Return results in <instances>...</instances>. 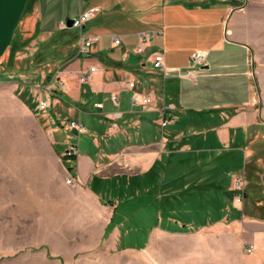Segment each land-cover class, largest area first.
<instances>
[{"label": "crops", "instance_id": "1", "mask_svg": "<svg viewBox=\"0 0 264 264\" xmlns=\"http://www.w3.org/2000/svg\"><path fill=\"white\" fill-rule=\"evenodd\" d=\"M92 6L100 9L82 34L95 41L81 53L80 31L62 29L59 22ZM33 39V55L50 67L51 93L46 90L43 98L49 102L51 131L64 130L66 118L98 116L96 124L86 127L91 144L79 147L77 156H63L68 144L59 151L51 148L63 167L51 190L61 198H75L87 221L99 210L101 196L90 188L94 176L140 175L162 159L167 169L162 173L165 194L174 188L168 170L176 159L191 151H204L209 157L222 152L246 156L252 134L264 129V0H0V63H12ZM196 50L207 52L205 64L191 63ZM156 53L163 54L166 69L154 67ZM91 66L96 70L82 82V72ZM134 92L150 95L151 102L133 104ZM162 118L169 120L166 126ZM66 162L75 163V175ZM203 163L192 164L189 181L212 180V164L201 170ZM245 164L246 160L229 172V189L233 190V175ZM203 170L210 173L204 175ZM158 215L149 242L162 230L185 232L180 221ZM242 217L225 218L232 231L242 227V238L263 258L264 218L244 213Z\"/></svg>", "mask_w": 264, "mask_h": 264}, {"label": "rangeland", "instance_id": "2", "mask_svg": "<svg viewBox=\"0 0 264 264\" xmlns=\"http://www.w3.org/2000/svg\"><path fill=\"white\" fill-rule=\"evenodd\" d=\"M36 42L31 40L12 63H0V264H264L260 250L242 238V227L232 231L227 215L215 223L197 224L205 217L199 203L197 216L186 225L192 226L190 229L182 226V234L174 233L180 230H162L149 242L151 227L132 237L124 235L125 223L121 221L106 233L118 202L111 204L106 198L119 197L118 189L96 185L94 191L101 196L99 210L90 221L75 198H61L52 191L51 182L63 167L52 157L51 148L59 151L73 142L79 147L90 145L92 135L88 130L76 140L71 131H51L49 107H39L45 91L51 93L47 79L50 67L39 64L42 57L33 55ZM81 116L75 120L85 127L97 123V115ZM248 146L246 156L240 152V160L246 164L236 173L245 172V191L263 205L255 213L259 219L264 215V129L252 134ZM69 164L75 175V163L66 162ZM68 179L65 181L75 183ZM248 203L245 197V209ZM231 205L243 208L235 205L234 196ZM145 240L148 242L143 247L131 245ZM249 246L254 247L252 251Z\"/></svg>", "mask_w": 264, "mask_h": 264}, {"label": "trees", "instance_id": "3", "mask_svg": "<svg viewBox=\"0 0 264 264\" xmlns=\"http://www.w3.org/2000/svg\"><path fill=\"white\" fill-rule=\"evenodd\" d=\"M240 156L237 154L227 156L226 152H222L209 157L208 153L204 151L188 152L184 157L176 159L174 165L168 170V173L174 176L171 180V186L174 188L173 191L167 190L165 194H163L162 173L164 169H167L162 159H157L150 170L140 175H116L105 179L94 176L91 181L93 190L96 191L97 184H103L118 189V192L120 191L119 197L106 198L111 204L118 201L112 218L106 227V233L110 232L121 221L125 223L124 235L130 234L134 237L142 232L146 233L147 230H144L146 227L150 228L159 224L158 213H160L162 220L173 219L187 225L194 221L197 216L196 204L198 203L204 208L202 213L205 216L203 221L197 223L199 225L214 222L224 215H227L229 219L240 218L243 213L256 217L257 203L253 198L254 195L249 192L245 191V197L249 199L248 209L237 210L231 205L234 191L229 189V172L238 170L242 166ZM172 157L173 154L168 155L167 159ZM197 160L204 162L201 170L203 168L209 170L210 168L206 169L207 164H212V180L208 178L197 184L192 179L189 181L188 175L194 170L192 164H195ZM178 165L183 172L180 173ZM186 167L189 170H186ZM203 173L205 175L210 172L203 170ZM259 185L257 184L258 187ZM206 217H209L210 221H206ZM260 218H264V215ZM146 241L131 243V245L138 248L143 247Z\"/></svg>", "mask_w": 264, "mask_h": 264}, {"label": "built area", "instance_id": "4", "mask_svg": "<svg viewBox=\"0 0 264 264\" xmlns=\"http://www.w3.org/2000/svg\"><path fill=\"white\" fill-rule=\"evenodd\" d=\"M98 6H92L89 7L83 11H81L77 16L73 18V27L78 29L80 31V52H87L89 48L92 46V44L95 41L94 36H85L82 34L83 27L85 23L90 20L93 16L96 15V13L99 11ZM60 28H68L66 19H63L59 22ZM146 36L142 38V40H145ZM114 42L116 44L120 43V39L118 37H115ZM137 49L140 50L141 46L138 45ZM206 57L207 52L204 50H196L191 54L190 60L193 65H203L206 63ZM153 65L156 68H165L166 66L164 64V56L162 53H156L153 57ZM96 70L95 66L89 67L86 71L82 72L80 79L82 82H85L90 79L92 76V73ZM130 87H134V82H128ZM114 100H117V95L115 94L113 96ZM152 98L150 95H142L139 92H134L132 95V103L133 104H149L151 102ZM49 106L48 99L44 98L41 99L39 102V107L43 110H45ZM98 107H102L101 103H97ZM169 120L167 118H162L161 124L162 126H166L168 124ZM113 125H116L115 123ZM63 127L67 131L73 132L72 137L74 139H79V135L81 133H84L86 131L85 125L80 120H69L68 122L63 123ZM64 154L74 157L79 154V145L78 143H71L68 148L65 150ZM68 182H71V179H68ZM245 188H246V175L245 172H238L233 175V189H234V203L237 207H242L244 204L245 199ZM254 247L249 246L248 250L252 251Z\"/></svg>", "mask_w": 264, "mask_h": 264}, {"label": "water", "instance_id": "5", "mask_svg": "<svg viewBox=\"0 0 264 264\" xmlns=\"http://www.w3.org/2000/svg\"><path fill=\"white\" fill-rule=\"evenodd\" d=\"M66 22H67V27L68 28L73 27V18H67Z\"/></svg>", "mask_w": 264, "mask_h": 264}]
</instances>
